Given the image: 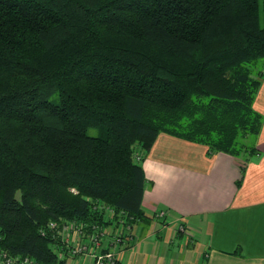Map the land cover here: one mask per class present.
Wrapping results in <instances>:
<instances>
[{"label": "trees", "instance_id": "16d2710c", "mask_svg": "<svg viewBox=\"0 0 264 264\" xmlns=\"http://www.w3.org/2000/svg\"><path fill=\"white\" fill-rule=\"evenodd\" d=\"M262 58L264 0H0V248L70 264L63 224L144 219L161 132L248 153Z\"/></svg>", "mask_w": 264, "mask_h": 264}, {"label": "crops", "instance_id": "0c3cea01", "mask_svg": "<svg viewBox=\"0 0 264 264\" xmlns=\"http://www.w3.org/2000/svg\"><path fill=\"white\" fill-rule=\"evenodd\" d=\"M254 108L263 123L247 161L158 135L141 160L146 216L125 229L121 264H264V80ZM77 259L72 264H91Z\"/></svg>", "mask_w": 264, "mask_h": 264}, {"label": "rangeland", "instance_id": "374dc122", "mask_svg": "<svg viewBox=\"0 0 264 264\" xmlns=\"http://www.w3.org/2000/svg\"><path fill=\"white\" fill-rule=\"evenodd\" d=\"M259 65H258V69H263L264 70V58L259 60ZM251 67V66H250ZM252 68V67H251ZM254 71H258L256 68H253ZM197 100L199 102H209L212 101L210 99H205L203 97H198ZM148 117L152 118L153 120H156L152 110L148 111ZM90 132L93 134L97 133V129L95 128H90ZM239 138V136H238ZM240 140H242V142L244 143V145L249 146V150L248 153H243L242 155V160H245V157L248 156V154H252L256 151V137H254L253 134H247V135H241L240 136ZM141 154L140 150L136 151V159L138 161H140L141 158ZM108 216L109 217H115L116 212L110 208H108ZM155 216H157L158 218L163 217L165 214L163 211H158L156 213H154ZM115 222V220L111 223V225L106 228V236L105 239H103L102 241H99V245H98V253L100 254H105L106 252L113 250L114 254L113 257H111V259L108 256L104 257V264H111L113 262V264L117 263V258L116 254H117V248L119 246H122L124 244V240L120 237V235H124L123 238H125V234L123 231H125V229L122 227V223H120V226H118V224ZM183 225V224H182ZM180 229H184L185 227H179ZM130 229L129 227H126V230ZM115 231V232H112ZM121 232V233H120ZM120 233V234H119ZM82 230L75 226L74 223H68V224H63V228H62V240L65 243L66 246V252L68 253L69 257H68V261L70 264L73 263H77L78 259L73 258L72 255H74L75 257H77L76 255H81L82 257H85V260L91 261V255L89 254L90 250H91V242H90V237L91 234H83L82 236ZM84 237V238H83ZM116 237V238H115ZM118 237H120L121 239H118ZM74 238V239H73ZM126 242V240H125ZM80 247V248H79ZM77 248V249H76ZM79 248V249H78ZM76 250V251H74ZM84 259V258H83ZM112 261V262H111Z\"/></svg>", "mask_w": 264, "mask_h": 264}, {"label": "built area", "instance_id": "2783aa9c", "mask_svg": "<svg viewBox=\"0 0 264 264\" xmlns=\"http://www.w3.org/2000/svg\"><path fill=\"white\" fill-rule=\"evenodd\" d=\"M50 225L55 226V224L53 222H51ZM105 234L106 233L104 231H102L101 229H99L98 231H94L91 234L92 247H91V250L89 252V254L91 255V261H90L91 264H104L103 260H104L105 256H108L110 259H111V257H113V254H114L113 250H110V251L106 252L105 254L98 253L99 241H102L103 239H105V236H106ZM118 239H121V238L118 237ZM74 251H76V250H74ZM0 264H44V263H42V262H40V261L36 260L35 258L28 256V255H24V256L23 255L22 256L21 255H12L9 252L0 248ZM111 264H113V262Z\"/></svg>", "mask_w": 264, "mask_h": 264}, {"label": "water", "instance_id": "95a60500", "mask_svg": "<svg viewBox=\"0 0 264 264\" xmlns=\"http://www.w3.org/2000/svg\"><path fill=\"white\" fill-rule=\"evenodd\" d=\"M19 194H20V192L18 191V193H17V197H19Z\"/></svg>", "mask_w": 264, "mask_h": 264}]
</instances>
